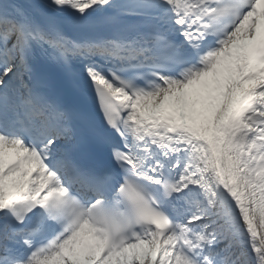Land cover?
Segmentation results:
<instances>
[{
	"label": "snow or ice",
	"instance_id": "snow-or-ice-1",
	"mask_svg": "<svg viewBox=\"0 0 264 264\" xmlns=\"http://www.w3.org/2000/svg\"><path fill=\"white\" fill-rule=\"evenodd\" d=\"M0 264H264V0H0Z\"/></svg>",
	"mask_w": 264,
	"mask_h": 264
}]
</instances>
